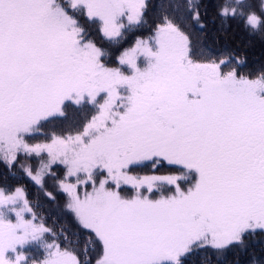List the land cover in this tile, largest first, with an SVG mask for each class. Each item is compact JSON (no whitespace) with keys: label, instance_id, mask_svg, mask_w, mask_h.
<instances>
[{"label":"snow or ice","instance_id":"obj_1","mask_svg":"<svg viewBox=\"0 0 264 264\" xmlns=\"http://www.w3.org/2000/svg\"><path fill=\"white\" fill-rule=\"evenodd\" d=\"M0 264H264V0H0Z\"/></svg>","mask_w":264,"mask_h":264},{"label":"trees","instance_id":"obj_2","mask_svg":"<svg viewBox=\"0 0 264 264\" xmlns=\"http://www.w3.org/2000/svg\"><path fill=\"white\" fill-rule=\"evenodd\" d=\"M106 47H111V46H109V45H106ZM82 111H84V112H88V111H91V109L90 108H88V107H85Z\"/></svg>","mask_w":264,"mask_h":264}]
</instances>
